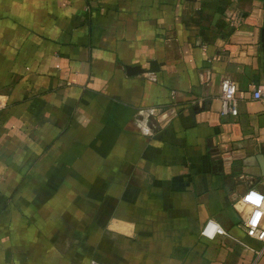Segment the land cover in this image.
<instances>
[{
    "label": "crops",
    "instance_id": "crops-1",
    "mask_svg": "<svg viewBox=\"0 0 264 264\" xmlns=\"http://www.w3.org/2000/svg\"><path fill=\"white\" fill-rule=\"evenodd\" d=\"M261 82L264 0H0V264H264Z\"/></svg>",
    "mask_w": 264,
    "mask_h": 264
},
{
    "label": "built area",
    "instance_id": "built-area-1",
    "mask_svg": "<svg viewBox=\"0 0 264 264\" xmlns=\"http://www.w3.org/2000/svg\"><path fill=\"white\" fill-rule=\"evenodd\" d=\"M231 24L233 27L238 25L236 18H231ZM252 91L251 96L254 99H264V82L251 85ZM220 113L222 115L236 116L238 114V103H237V89L235 81L230 77H223L220 81ZM249 194V193H248ZM248 194L241 197L235 206L237 209H246V216L243 218L242 227L247 235L255 239L264 241V226L262 225V218L264 216L263 205L259 206L247 201L245 199ZM257 213H260L257 217ZM201 234L205 237L212 238L216 234L225 235L226 232L222 229L215 221L208 219L201 229ZM90 264H96L91 261Z\"/></svg>",
    "mask_w": 264,
    "mask_h": 264
},
{
    "label": "water",
    "instance_id": "water-1",
    "mask_svg": "<svg viewBox=\"0 0 264 264\" xmlns=\"http://www.w3.org/2000/svg\"><path fill=\"white\" fill-rule=\"evenodd\" d=\"M126 69H127L128 74H130V72L138 73V72L146 71L144 69H141L138 66L126 67ZM157 69H158V65H157L156 61H154V60L149 61V69H147V71H156Z\"/></svg>",
    "mask_w": 264,
    "mask_h": 264
},
{
    "label": "clouds",
    "instance_id": "clouds-1",
    "mask_svg": "<svg viewBox=\"0 0 264 264\" xmlns=\"http://www.w3.org/2000/svg\"><path fill=\"white\" fill-rule=\"evenodd\" d=\"M245 199L257 206L261 204L262 201H264V196L259 195L256 192H251L248 194V196L245 197ZM257 217H259L260 213L256 214Z\"/></svg>",
    "mask_w": 264,
    "mask_h": 264
}]
</instances>
